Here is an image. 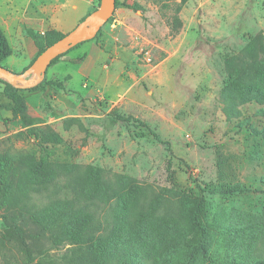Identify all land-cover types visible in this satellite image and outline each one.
Returning <instances> with one entry per match:
<instances>
[{"label":"rangeland","instance_id":"1","mask_svg":"<svg viewBox=\"0 0 264 264\" xmlns=\"http://www.w3.org/2000/svg\"><path fill=\"white\" fill-rule=\"evenodd\" d=\"M119 1L124 5L114 9L95 38L45 72L62 88L24 92V113L12 115L1 94L6 80L0 79V153L46 156L130 176L138 187L132 208L153 204L158 213L171 215L173 208L159 200L173 198L174 191L191 192L225 205L231 221L262 226L264 146L226 119L220 92L230 75L264 63V0H188L177 14V28L178 0ZM4 10L0 3V14ZM69 10L66 2L57 11L64 30L76 23ZM26 59V50L15 52L2 66L20 68ZM239 108L253 125H262L257 111L264 104L256 98ZM38 132L56 133L59 139L42 138L40 147ZM221 179L242 182L249 191L223 196L209 185ZM60 196L56 185L39 200ZM6 226L0 216V264L39 259L68 264L69 244L42 240L37 248L26 239L21 246L3 239ZM141 237L149 255L174 242L173 231L153 218ZM255 250L264 255V235ZM203 259L210 263L207 255Z\"/></svg>","mask_w":264,"mask_h":264},{"label":"trees","instance_id":"2","mask_svg":"<svg viewBox=\"0 0 264 264\" xmlns=\"http://www.w3.org/2000/svg\"><path fill=\"white\" fill-rule=\"evenodd\" d=\"M170 1L176 2L164 0V4ZM187 1L176 2L174 28L181 24L177 14ZM121 5L124 4L115 0V8ZM24 33L32 39L37 49L36 56L64 36L56 29L40 33L24 27ZM83 42L56 56L47 69ZM11 52L10 44L0 28L1 66ZM2 82L1 94L14 116L24 113L27 108L25 91L63 87L60 80L47 79L46 75L28 88ZM220 98L226 119L235 120L236 126L247 129L250 136L264 146V108L257 111L263 118L259 127L242 115L239 108L252 98L264 104V63H250L242 73L230 75L220 92ZM117 117L126 120L122 116ZM35 135L40 147L42 138L59 139L56 133L41 136V132H38ZM255 152L259 153L260 150L256 149ZM256 153L255 157H258ZM56 185H59L62 196L41 202L39 198L42 193ZM209 185L223 196L249 191V186L239 181L221 179L217 184ZM137 193L138 187L127 175H108L99 167L60 162L46 156L10 157L0 153V216L7 223L2 235L7 241H15L22 246L26 239H30L37 248L42 240L54 246L69 244L68 264H264V255L255 250L260 237L264 235V224L231 221L225 205L191 192L174 191L171 194L173 198L159 200L173 208L171 215L158 213V207L153 204L147 205L148 208H144V204L132 208L130 202ZM152 218L173 231L174 242H166L160 253L149 255L147 251L150 249L143 244L141 233ZM21 248L29 253L26 247ZM206 255L210 263L203 259ZM26 264L55 263L39 259Z\"/></svg>","mask_w":264,"mask_h":264},{"label":"crops","instance_id":"3","mask_svg":"<svg viewBox=\"0 0 264 264\" xmlns=\"http://www.w3.org/2000/svg\"><path fill=\"white\" fill-rule=\"evenodd\" d=\"M66 2L70 7V18L76 20V23L68 30H64L62 19L57 16V11L65 7ZM97 2L95 3V0H0L5 9L0 14V28L12 49L10 55L15 52L16 54H22L24 50L27 52L26 62L20 68L4 67L13 72H22L36 56L37 49L32 39L25 35L24 27L32 28L40 33L48 29H56L65 34L76 27ZM82 11L85 14L77 19L76 17H79ZM13 41L17 45H14ZM21 43L24 44L23 49Z\"/></svg>","mask_w":264,"mask_h":264},{"label":"water","instance_id":"4","mask_svg":"<svg viewBox=\"0 0 264 264\" xmlns=\"http://www.w3.org/2000/svg\"><path fill=\"white\" fill-rule=\"evenodd\" d=\"M115 9V0H100L98 7L90 12L63 37L46 47L33 62L22 72L13 73L0 65V79L15 87H30L42 80L46 69L56 56L74 45L92 39L107 22Z\"/></svg>","mask_w":264,"mask_h":264}]
</instances>
